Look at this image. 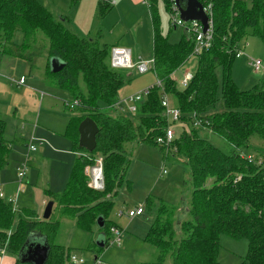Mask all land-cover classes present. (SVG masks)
Masks as SVG:
<instances>
[{"label":"trees","instance_id":"trees-1","mask_svg":"<svg viewBox=\"0 0 264 264\" xmlns=\"http://www.w3.org/2000/svg\"><path fill=\"white\" fill-rule=\"evenodd\" d=\"M159 1L171 13L173 0H146L154 26L155 65L151 70L162 86L154 85L138 103L137 115L131 117L121 111L117 114L110 111L129 74L124 68L111 65L112 47L101 42V30L100 35L81 37L38 0H0L2 53L10 52L4 44L17 33L23 36L24 50L30 46L26 42L32 36L36 41L37 32L44 33L49 42L48 73L59 87L81 101L74 110L78 114L69 119L67 134L86 155L78 158L66 190L56 194L52 201L58 202L64 214L72 216L75 225L86 231L98 225V218L102 216L104 225L98 227L104 235H111V228L117 225L108 223L106 218L113 206L110 199L117 194L129 165L124 145L144 142L158 147L163 159L174 157L177 162L182 161L189 168L188 181L194 189L185 210L188 218L179 223L180 231L175 218L178 207L159 201L154 210L153 202L147 198V205L156 213L145 240L160 253L157 260L142 264H164L168 256L172 264H221L222 234L248 241V251L241 264H264V150L253 147L261 155L258 153L257 159L249 154L252 160L241 150L249 147L254 135L264 142V78L246 91L232 78L236 50L241 42L250 35L264 41V0H214L213 43L198 56L197 68L185 88L172 75L189 58L195 42L186 32L179 42L172 43L161 32ZM53 58L65 64L56 73L50 66ZM163 90L180 108L182 119L191 125L190 132H183L175 139L169 151L155 140L163 135V127L167 125L161 103ZM193 113L208 120L206 129L192 125ZM86 117L92 118L99 127L93 151L79 145L78 128ZM202 130L226 139L232 146L230 152L216 147L201 135ZM10 151L6 122L0 117V167L8 164ZM99 155L103 159V190L93 189L85 173ZM8 230L11 234L6 249L17 255V263H21L23 246L34 235H41L39 240L49 245L45 264L69 262L70 252L55 242L59 221L44 220L32 208L21 207L16 211L10 201L0 197L2 245ZM103 243L109 244V237Z\"/></svg>","mask_w":264,"mask_h":264},{"label":"rangeland","instance_id":"rangeland-1","mask_svg":"<svg viewBox=\"0 0 264 264\" xmlns=\"http://www.w3.org/2000/svg\"><path fill=\"white\" fill-rule=\"evenodd\" d=\"M38 1L47 7L57 20L65 23L68 19L72 28H77L79 32L85 34L82 37L100 35L101 30L100 40L107 43L110 49L112 45L131 48L134 63L140 59L154 58V26L150 19L151 13L145 4L142 6L125 1L111 9L104 8L106 4L104 0ZM158 11L161 32L168 36L172 43L179 42L186 31L182 27L176 29L172 27L170 12L166 10L163 1L158 2ZM120 17H123V20L117 22ZM88 30H94V35L87 36ZM36 39L34 41L32 36L26 42L30 46L24 50L21 47L23 36L17 33L16 37L4 44L10 52L7 54L0 50V117L6 122V138L12 145L9 164L1 171L12 177V183L10 182L12 186L6 193V199H15L16 206L20 208L36 209L42 217L47 203L52 198L56 199V194L66 190L75 160L72 148L70 154L65 155L66 152L64 154L50 136L52 134L64 137L66 123L78 110L74 111L75 108L69 109L67 105L65 106L63 99L72 101L74 96L67 89L59 87L55 78L48 73L47 37L38 31ZM239 48L243 53L234 60L232 78L241 90L246 91L254 88L264 78V69L255 71L250 64L254 59L260 60L264 66V41L257 35H250L241 42ZM197 64L198 57L192 56L184 68L174 72L176 81L180 82L185 70L194 73ZM125 71L129 78L119 90V99L144 90L158 80L153 70L139 73L135 68H129ZM21 76L26 80L23 85L17 84ZM218 76L221 82V76ZM111 108L110 111L114 114L121 111L120 107ZM121 112L131 117L137 115V112L134 114L128 110ZM44 132L46 137L41 135ZM183 132L189 133L190 130L177 129L178 138ZM32 135H35L33 144L38 146L40 141L45 144L44 147L38 146L35 152L28 148ZM201 135L226 153L232 149L229 142L216 133L202 130ZM66 137L72 140L68 134ZM66 137L65 140L71 145ZM253 147L264 150L263 140L256 135L250 138L249 147L241 150L245 154L260 158L261 154ZM44 148H48L50 153H44ZM124 148L129 165L117 194L110 199L113 206L106 217L108 223L111 222L122 229L120 242H117L113 233L104 235V231H100L97 224L91 231L77 227L75 219L64 214L58 202L55 203L49 218L52 221H59L55 242L62 245L66 252L83 258L84 264H142L157 260L160 253L158 248L145 240L154 219L153 215L156 213L147 205V198L153 202L154 210L155 205L159 206V201L169 207H178L175 216L178 231L179 223L188 218L185 210L194 189L190 180L188 181L189 168L182 161L177 162V158L163 159L162 151L158 147L144 142L132 141L126 143ZM98 158L101 156H97L96 160ZM164 169L166 174H163ZM23 170L25 176L21 178L19 172ZM1 171L0 185L4 190ZM86 171L87 169L85 173ZM86 176L87 182L90 181L87 174ZM45 188L52 191V196L50 200L44 202ZM137 206L145 208L144 214L129 217L127 211ZM6 232L7 239L4 245L1 243L2 247L9 245L11 231ZM108 237L109 244L102 246L100 243ZM220 245L221 264H241L248 251L246 239H237L226 234L220 236ZM172 262L168 256L164 264Z\"/></svg>","mask_w":264,"mask_h":264},{"label":"built area","instance_id":"built-area-1","mask_svg":"<svg viewBox=\"0 0 264 264\" xmlns=\"http://www.w3.org/2000/svg\"><path fill=\"white\" fill-rule=\"evenodd\" d=\"M200 1V0H199ZM203 5L204 12L208 15V28L206 31H204V25L199 20H189L185 21L180 17V11L178 6L176 5L175 0H173V6L171 10V25L174 28L182 27L191 37H193L195 45L194 49L189 56V58L186 60V62L183 64L185 66L187 62L190 60L192 56H199L200 53L205 50L209 49L212 46L213 43V37H214V15H213V7H214V0H202L200 1ZM240 47V46H239ZM236 50L237 56H240L243 52L242 49ZM110 62L111 65L115 68H135L139 73H145L151 69L154 68L155 60L154 58L152 60H139L136 63L133 62V58L131 56V51L128 48L125 47H112L111 49V56H110ZM250 64L252 67H254L255 71H260L264 69V66L262 65L260 60H254L252 59ZM193 72L190 70H186L184 73L182 79L180 80L179 84L182 88H185L188 86L190 80L193 77ZM25 77L21 76L18 84H24ZM156 86H162V82L160 80H157V82L154 84ZM150 86L145 88L144 90H141L135 94H131L129 96L124 97L122 100H119L113 104L115 108L120 107L121 111L128 110L129 112L136 113L138 111V103L142 101L144 96H146L150 89L154 86ZM66 105L74 109L76 107H79L81 104V101L79 99H73L72 101H66ZM161 103L164 108L163 117L166 119L167 125L163 127V135H159L156 137V142L159 145H162L165 147L167 151H169L172 143L175 139L178 138L177 135V129L182 128L185 131V128L191 130V125L184 121L182 119V112L180 108L171 102L170 96L164 92L161 95ZM192 125L197 128H205L209 125L208 120L203 119L202 117L198 116L196 113L192 114ZM35 140V136L32 135L29 150L31 152L37 151V145L33 144L32 142ZM250 160H252V156H248ZM86 174L90 178V181L88 183L90 186L95 190H103L105 187V181H104V173H103V159L98 158L95 161V164L88 166ZM163 174H166V170H163ZM25 176V171L19 172V177L23 178ZM0 197L6 199V193L2 189L0 185ZM10 201L13 205V208L18 211V206H16V200L15 199H7ZM145 208L143 206H137L133 209H130L127 211V215L129 217H135L144 214ZM121 214L123 212H120ZM111 232L115 234L117 242H120L121 236H122V229L114 226L111 228ZM6 249V245L3 246L1 249V252L4 253ZM97 262L98 259L96 260ZM85 260L81 257H78L76 255L70 254L69 257V264H84Z\"/></svg>","mask_w":264,"mask_h":264},{"label":"water","instance_id":"water-1","mask_svg":"<svg viewBox=\"0 0 264 264\" xmlns=\"http://www.w3.org/2000/svg\"><path fill=\"white\" fill-rule=\"evenodd\" d=\"M176 5L180 11V17L185 20H199L204 25V31L208 28V15L203 10V5L199 0H175ZM51 70L58 72L64 67V63H61L56 58L50 60ZM79 145L88 151H93L96 148V136L99 132L97 123L90 117H86L79 125ZM54 201L50 200L43 212V219L48 220L52 214ZM104 221L102 216L98 218V226L102 227ZM41 235L32 236L33 239L27 240L20 252L19 259L22 263L32 264H45L48 254L49 245L40 239ZM42 237V236H41ZM102 246L103 242L100 243Z\"/></svg>","mask_w":264,"mask_h":264},{"label":"crops","instance_id":"crops-1","mask_svg":"<svg viewBox=\"0 0 264 264\" xmlns=\"http://www.w3.org/2000/svg\"><path fill=\"white\" fill-rule=\"evenodd\" d=\"M105 2H106V4L104 5V7L106 6V7H108V8H114V7H116L119 3H125V1H130L132 4H137V5H142V6H145V5H147V8H148V10H149V12H150V9H149V7H148V4H147V2H146V0H104ZM111 1V2H110ZM113 2V3H112ZM145 4V5H144ZM114 5V6H113ZM110 6V7H109ZM145 8V10H146V7H144ZM151 13V12H150ZM121 19H118L117 20V22H120V21H122L123 20V17H120ZM150 19H151V15H150ZM152 21V20H151ZM65 23H66V25L68 26V27H70L76 34H78L79 36H84L83 35V33H81V32H79V30L77 29V28H72L71 27V25H70V22L68 21V19H66V21H65ZM174 28V27H173ZM174 29H176V28H174ZM88 32L89 33H87L86 35L87 36H90L91 34H93L94 35V33H95V31L94 30H88ZM186 34V33H185ZM115 46H117V45H112V47H115ZM118 47V46H117ZM125 48H128V47H125ZM128 49H130V51H131V56H132V58H133V56H134V54H133V52H132V49L131 48H128ZM181 68H184V66H182ZM180 69V68H179ZM178 69V70H179ZM184 72H186V70L184 71ZM184 75V74H183ZM172 77L175 79V80H177V78H176V76L174 75V73H173V75H172ZM183 77V76H182ZM182 79V78H181ZM26 81V80H25ZM25 83V82H24ZM18 84V83H17ZM19 85H23V84H19ZM171 98V97H170ZM123 99V98H122ZM122 99H119V100H122ZM63 101H64V104H65V106H66V101L63 99ZM62 101V102H63ZM171 102L172 103H174V101H173V99H171ZM175 104V103H174ZM176 105V104H175ZM67 107V106H66ZM68 108V107H67ZM76 114H78V112H75L74 113V115H76ZM71 118V117H70ZM69 118V119H70ZM69 122V121H68ZM67 125H68V123H66V129H65V133L63 134L64 135V137H61V136H57V135H52L51 133V139L54 141V142H56V144H58V147L59 148H61V150H63L64 151V154H65V152H66V154L65 155H67V154H70L69 152H70V150H71V148H72V154H74L75 155V160H74V165H73V167H72V171H71V173H70V177H71V175H72V172H73V168H74V166H75V164H76V162H77V160H78V158H80L81 156H84V155H86V152H84V151H82L81 149H79V148H77L76 147V145H75V141H74V138H72L71 136V138H72V140L71 139H69V138H67L66 137V135H67ZM41 134V133H40ZM44 134V135H43ZM43 134H41L42 136H45L46 137V135H45V132L43 133ZM33 136H35V135H33ZM65 137L70 141V143H71V145H69V143L65 140ZM44 142L43 141H40L39 142V144H38V146H43L44 147ZM38 146H37V150H38ZM11 147H12V145H11ZM45 150H43V152L44 153H50L49 152V150H48V148H44ZM8 164H9V160H8ZM7 164V165H8ZM7 165H5V166H7ZM4 166V167H5ZM4 167H0V171L2 170V168H4ZM2 172V171H1ZM3 173V179L1 180L2 182H3V188H4V191H5V193H7L9 190H10V187L12 186V177H8L7 176V173L6 172H2ZM69 177V178H70ZM67 178V177H66ZM70 180V179H69ZM11 182V183H10ZM50 194H52V191L50 190V189H48V188H45L44 189V195L43 196H45V199H43V201L45 202V201H48V200H50L51 198H50ZM53 200V199H52ZM54 206H55V203H54ZM53 206V207H54ZM19 209H21L20 207H18ZM22 208H30V207H22ZM18 209V210H19ZM36 210V209H35ZM37 211V210H36ZM37 213L40 215V217H41V214H40V212L39 211H37ZM42 218V217H41ZM74 222H75V220H74ZM3 247L1 246V242H0V264H20V263H17V259H18V257H17V255H15V254H13V253H11V252H9L8 250H5L4 251V253H2L1 252V249H2ZM97 260V259H96Z\"/></svg>","mask_w":264,"mask_h":264},{"label":"clouds","instance_id":"clouds-1","mask_svg":"<svg viewBox=\"0 0 264 264\" xmlns=\"http://www.w3.org/2000/svg\"><path fill=\"white\" fill-rule=\"evenodd\" d=\"M74 99V98H73Z\"/></svg>","mask_w":264,"mask_h":264}]
</instances>
